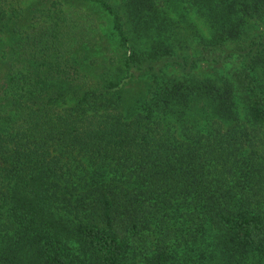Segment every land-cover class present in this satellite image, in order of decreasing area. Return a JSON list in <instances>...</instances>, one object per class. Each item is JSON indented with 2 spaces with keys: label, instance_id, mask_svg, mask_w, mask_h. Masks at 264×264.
Segmentation results:
<instances>
[{
  "label": "trees",
  "instance_id": "obj_1",
  "mask_svg": "<svg viewBox=\"0 0 264 264\" xmlns=\"http://www.w3.org/2000/svg\"><path fill=\"white\" fill-rule=\"evenodd\" d=\"M0 264H264V0H0Z\"/></svg>",
  "mask_w": 264,
  "mask_h": 264
}]
</instances>
